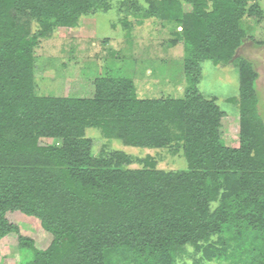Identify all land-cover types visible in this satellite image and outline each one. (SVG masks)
Wrapping results in <instances>:
<instances>
[{"label":"trees","instance_id":"trees-1","mask_svg":"<svg viewBox=\"0 0 264 264\" xmlns=\"http://www.w3.org/2000/svg\"><path fill=\"white\" fill-rule=\"evenodd\" d=\"M184 1L191 12L181 0L125 3L128 28L130 16L175 23L172 43L185 47V96L141 99L132 79L112 77L96 78L90 98L37 94L40 41L110 11L108 0H0V242L17 236L31 253L24 263L264 264L259 74L235 57L247 38L241 22L263 11L257 0ZM206 61L239 70L230 100L240 109L236 147L221 138L228 115L200 91ZM88 129L129 147L182 152L187 169L95 153ZM16 214L38 219L51 244L23 237Z\"/></svg>","mask_w":264,"mask_h":264},{"label":"rangeland","instance_id":"rangeland-1","mask_svg":"<svg viewBox=\"0 0 264 264\" xmlns=\"http://www.w3.org/2000/svg\"><path fill=\"white\" fill-rule=\"evenodd\" d=\"M108 1L112 4L110 11L84 18L74 29L58 28L40 41L35 64L37 94L90 98L94 95L96 78L112 77L132 79L141 99L183 98L187 87L185 47L183 43H172L176 38L175 31L181 29L175 23L156 18L139 25L131 16L128 20L133 25L128 28L120 20L128 11L125 3L138 1L146 8V0ZM181 1L184 11L191 12L192 6ZM257 3L264 16V0H257ZM241 27L247 38L235 57L251 61L259 74L256 87L264 120V17L246 18ZM202 67L200 91L205 98L216 99L229 116L228 126L220 130L221 138L226 145L236 147L239 144L240 109L230 100L239 96V70L232 65L215 66L210 61L204 62ZM86 135L92 138L95 153L103 149L125 151L135 159L154 160L159 169L167 171L185 170L188 166L182 152L173 154L168 150L125 146L119 140H105L97 129H88ZM14 220L20 226V234L36 241L38 247L47 248L51 244L53 237L41 227L38 219L16 214ZM29 256L31 253L20 248L17 236H8L0 242V264H26L25 259Z\"/></svg>","mask_w":264,"mask_h":264},{"label":"crops","instance_id":"crops-1","mask_svg":"<svg viewBox=\"0 0 264 264\" xmlns=\"http://www.w3.org/2000/svg\"><path fill=\"white\" fill-rule=\"evenodd\" d=\"M228 118H229V116H228ZM229 120V119H228ZM229 126H230V124H229Z\"/></svg>","mask_w":264,"mask_h":264}]
</instances>
